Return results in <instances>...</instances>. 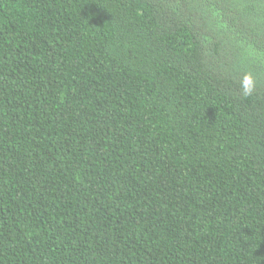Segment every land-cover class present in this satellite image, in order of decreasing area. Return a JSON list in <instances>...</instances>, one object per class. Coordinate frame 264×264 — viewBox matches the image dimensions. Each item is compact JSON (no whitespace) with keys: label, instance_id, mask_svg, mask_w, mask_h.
Segmentation results:
<instances>
[{"label":"trees","instance_id":"1","mask_svg":"<svg viewBox=\"0 0 264 264\" xmlns=\"http://www.w3.org/2000/svg\"><path fill=\"white\" fill-rule=\"evenodd\" d=\"M0 264H264V0H0Z\"/></svg>","mask_w":264,"mask_h":264},{"label":"clouds","instance_id":"2","mask_svg":"<svg viewBox=\"0 0 264 264\" xmlns=\"http://www.w3.org/2000/svg\"><path fill=\"white\" fill-rule=\"evenodd\" d=\"M241 92L243 95H250L256 87V79L251 72H245L240 80Z\"/></svg>","mask_w":264,"mask_h":264}]
</instances>
